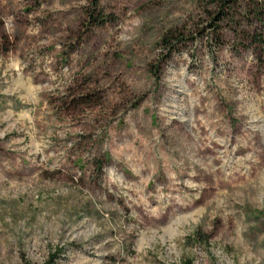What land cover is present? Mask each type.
<instances>
[{
    "label": "rangeland",
    "instance_id": "rangeland-1",
    "mask_svg": "<svg viewBox=\"0 0 264 264\" xmlns=\"http://www.w3.org/2000/svg\"><path fill=\"white\" fill-rule=\"evenodd\" d=\"M254 2L0 0V264H264Z\"/></svg>",
    "mask_w": 264,
    "mask_h": 264
},
{
    "label": "trees",
    "instance_id": "trees-1",
    "mask_svg": "<svg viewBox=\"0 0 264 264\" xmlns=\"http://www.w3.org/2000/svg\"><path fill=\"white\" fill-rule=\"evenodd\" d=\"M201 4L204 5L205 17L209 20V26L213 29H218L220 24H225L227 26L235 23L239 16L246 17L253 16L254 19L261 21L259 17V11L255 10L250 13L248 6H255L254 0H199ZM208 2V3H207ZM247 8V9H246ZM213 10V12H211ZM95 25H103V20L93 19ZM53 257V256H52ZM183 264H189L184 262Z\"/></svg>",
    "mask_w": 264,
    "mask_h": 264
}]
</instances>
